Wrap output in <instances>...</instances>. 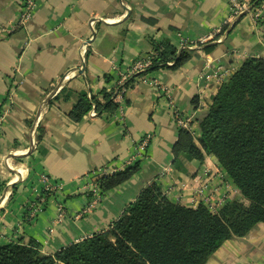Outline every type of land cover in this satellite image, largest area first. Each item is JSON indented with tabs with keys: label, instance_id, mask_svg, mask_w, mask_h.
Instances as JSON below:
<instances>
[{
	"label": "crops",
	"instance_id": "1",
	"mask_svg": "<svg viewBox=\"0 0 264 264\" xmlns=\"http://www.w3.org/2000/svg\"><path fill=\"white\" fill-rule=\"evenodd\" d=\"M22 3L0 0V31H10L0 33V246L34 239L46 254L60 252L109 229L152 183L189 208L203 196L241 197L213 156L175 154L181 129L161 88L199 129L218 92L211 85L200 94L206 59L229 72L227 79L246 59H264V20L246 16L228 27L227 0H39L27 25L16 28ZM153 44L186 46L189 58L151 73L150 83L129 79L121 109L99 112L96 102L105 103ZM83 97L90 109L76 121ZM146 137V156L138 160L136 147ZM136 163L129 181L104 194L89 177ZM41 176L61 191L45 194ZM98 194L97 208L75 220ZM35 202L42 212L31 220ZM59 207L64 219L54 226ZM207 264H264V224L226 242Z\"/></svg>",
	"mask_w": 264,
	"mask_h": 264
},
{
	"label": "trees",
	"instance_id": "2",
	"mask_svg": "<svg viewBox=\"0 0 264 264\" xmlns=\"http://www.w3.org/2000/svg\"><path fill=\"white\" fill-rule=\"evenodd\" d=\"M153 54L151 66L132 79L169 67L170 62L181 67L189 58L187 50L177 51L169 44H153ZM84 100L73 112L76 121L90 109ZM96 108L115 113L119 105L111 94L103 105L96 102ZM198 127L197 142L181 130L175 154L198 161L213 156L240 200L227 201L218 212L204 204L189 208L170 202L152 183L106 231L55 254H46L34 239L3 245L0 264H207L226 242L264 224V59L245 60L214 95ZM138 171L136 163L96 177V187L101 194L107 193Z\"/></svg>",
	"mask_w": 264,
	"mask_h": 264
},
{
	"label": "built area",
	"instance_id": "3",
	"mask_svg": "<svg viewBox=\"0 0 264 264\" xmlns=\"http://www.w3.org/2000/svg\"><path fill=\"white\" fill-rule=\"evenodd\" d=\"M39 0H23L20 16L16 22V28H24L27 23L31 20L36 7L37 2ZM227 3L230 7V21L227 25L228 27L230 25H234L237 23L238 20H240L243 17L250 16L253 18V21L255 23H260L262 20H264V0H227ZM222 30L217 31V34H220ZM8 33L10 31H0V33ZM213 36H210L206 38L205 40H213ZM187 49L186 46H183L182 50ZM154 56L153 53H151L149 56H146L145 58L139 59L133 64L132 68L123 75L118 84H117V90L113 92L112 99L118 102L119 109H121V104L123 101V97L128 91L127 88V82L129 79L144 73L150 66H151V58ZM172 63H168V66H171ZM234 74V73H233ZM232 74V75H233ZM229 75V72H225L220 65L215 64V61L211 59H206L205 62V68L203 70V73L200 77V83H201V89L200 94L202 97L205 96L207 91L209 90V86H213L214 88H219L226 82L227 76ZM231 75V76H232ZM150 74L144 75L142 77H139V82L143 83H150L149 80ZM152 83L157 84L156 81H153ZM162 92L164 94V98L168 101V106L172 110L174 114V118L176 120L177 125L181 130H185L189 132L192 137L195 140H198L200 138V132L199 129L196 128L195 123L192 121L191 117L182 114L177 110L176 106L174 105V102L172 101L171 91L168 88H161ZM92 115L95 116V111L92 112ZM5 122V114H0V131L2 130L3 124ZM138 152H137V159L140 160L143 159L146 155V150L149 145V137L143 138L139 142ZM35 147V146H34ZM107 172L105 170H99L98 173H94L92 177H102L107 176ZM46 178H43V183L45 184V191H50L51 189L48 186V183L46 182ZM202 192V191H201ZM236 193V192H234ZM199 195L200 192H199ZM97 197H100L98 194ZM231 200L229 197L221 198V199H215L210 196H203L200 198V204H204L207 206L210 211L212 212H218L220 208L227 203V201Z\"/></svg>",
	"mask_w": 264,
	"mask_h": 264
},
{
	"label": "rangeland",
	"instance_id": "4",
	"mask_svg": "<svg viewBox=\"0 0 264 264\" xmlns=\"http://www.w3.org/2000/svg\"><path fill=\"white\" fill-rule=\"evenodd\" d=\"M138 147H139V145H137V147H136V153L138 152ZM147 151V150H146ZM146 156V155H145ZM94 173H98V171L97 172H93V173H91L90 175H89V177L93 180L95 177H92V175L94 174ZM42 177V176H41ZM47 179V178H46ZM42 184L44 185V187L43 188H45V184L43 183V177H42ZM46 182L48 183V186H49V188L51 189L50 191H45L44 189V193L45 194H47L48 196L49 195H51V194H53V193H57V192H59V191H61V186L60 185H50L49 184V180L47 179L46 180ZM202 190V189H201ZM199 193V192H198ZM93 193L92 192H90V194L89 195H92ZM47 195H46V197H47ZM91 199L92 200H90V202H89V204H88V206H86V207H84L82 210H81V212L79 213V214H77L75 217H74V219L75 220H81V219H83V218H86V217H88L96 208H97V206L100 204V197H91ZM231 200H233V199H237V197H231L230 198ZM241 199V197L239 198V200ZM42 212V208H41V206L40 205H38V203L37 202H35V203H33L30 207H29V212H28V216H29V219H31V220H33V219H35L36 217H37V215L39 214V213H41ZM63 219H64V213H63V210H62V208L61 207H59L58 208V216H57V219L55 220V222H54V226H56V225H58V224H60L62 221H63ZM49 232L50 233H53V228L51 229V230H49ZM49 233V234H50Z\"/></svg>",
	"mask_w": 264,
	"mask_h": 264
},
{
	"label": "bare ground",
	"instance_id": "5",
	"mask_svg": "<svg viewBox=\"0 0 264 264\" xmlns=\"http://www.w3.org/2000/svg\"><path fill=\"white\" fill-rule=\"evenodd\" d=\"M21 173H23V172H21ZM23 174H25V173H23Z\"/></svg>",
	"mask_w": 264,
	"mask_h": 264
}]
</instances>
